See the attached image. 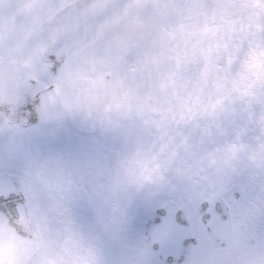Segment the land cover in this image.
Instances as JSON below:
<instances>
[{"label": "flooded vegetation", "instance_id": "flooded-vegetation-1", "mask_svg": "<svg viewBox=\"0 0 264 264\" xmlns=\"http://www.w3.org/2000/svg\"><path fill=\"white\" fill-rule=\"evenodd\" d=\"M47 1L37 7L59 12L50 20L51 15L36 21L22 9L0 7V43L52 45L46 54L52 66L41 78L34 76L29 62L1 58L0 52V150L23 155L25 167L34 164L60 171L53 187L60 190L54 192L57 200L47 194L51 181H38L45 183L39 192L45 209L60 218V244L52 264H112L108 240L143 236L146 216L160 204L144 195V183L128 185L127 180L110 198L109 183H117L129 169L125 146L135 131L139 129L140 135L143 129L129 119L142 120L143 113L155 111L163 87L175 86L176 76L183 72L180 61L193 66L188 59H198L204 45L208 53L210 45L221 44L225 29L237 46L228 58L240 67L248 63L249 85L257 94V84L264 85V78L256 83L258 76L264 77V0H51L50 5ZM82 44H87L85 58L96 62L94 69L75 68V63L58 67L59 61L61 65L70 57L79 58ZM185 73L189 74L187 67ZM50 91L59 100L58 109L45 116ZM173 108L175 115L176 100ZM132 112L137 116H129ZM166 151L157 147L152 156L165 164L161 165L168 183L163 184L188 211L198 237L184 264H264V165L238 183L239 196L234 191L227 194L232 236L220 245L197 214L192 215L198 210L192 192L179 186L183 196L176 195V169L172 165L168 170ZM33 152L49 158L41 163L25 156ZM141 167L136 162L130 170L134 174ZM203 183L207 192L210 185ZM103 187L104 199L99 197ZM204 196L207 200L208 195L201 194L199 202Z\"/></svg>", "mask_w": 264, "mask_h": 264}, {"label": "rangeland", "instance_id": "rangeland-1", "mask_svg": "<svg viewBox=\"0 0 264 264\" xmlns=\"http://www.w3.org/2000/svg\"><path fill=\"white\" fill-rule=\"evenodd\" d=\"M224 20L226 21V18ZM103 25L108 30V24L103 23ZM222 35L230 34L225 29ZM236 48V43L232 40L227 42L224 40L219 45L208 47V53L205 52V45L199 48L197 56L199 58L188 59V62L193 65L187 66L190 75L177 76L184 84L178 91L176 88L179 109L175 110V115L172 114L173 109L171 112L170 105H167V107H161L162 113L157 117L154 114H148L142 120H134L133 124L142 123L139 125L143 129L140 135L139 129L134 130L135 133L130 136L125 146H129L126 157L129 169L126 176L118 175L120 177L117 183H109L112 196L110 192L106 196L113 199L115 192L120 189L119 183H127L126 180L129 182L128 185L133 183L132 181L144 183V195L150 197V202L160 201L163 198V201H166L169 196H172V189L168 187V184H163L168 182L162 183L161 180L160 174H164L161 169L162 161L155 162L152 149L147 142L148 133L153 131L162 138V145L167 148V161H164L170 168L173 165L176 169L173 172V179L177 180V196H183V193L179 192V186H183L192 193L202 189L205 183L201 179L215 182L209 193L217 190L224 192L228 185L242 180L253 170L261 171L264 165V135L262 134L264 133L262 128L264 85L258 83L259 90L257 94H254L249 85L248 63L244 62L240 67L228 58V53L236 51ZM212 49L220 52L214 53ZM219 56L222 58H218ZM262 78L264 77L258 76L256 83ZM217 99L219 108L212 109L211 102L213 104ZM187 112L191 113V117L187 116ZM234 117H237V123L229 121ZM157 122L161 124L159 127ZM226 123L228 127L225 126ZM137 160L141 161V170L132 174L130 168ZM189 162L192 163V167H189ZM10 170L16 172L30 199V209L35 211L39 206L35 200L36 194L32 193V187L36 192L39 186L40 191L41 184L30 183L19 167L10 168ZM195 171H197L196 174ZM32 173L33 181L47 177L50 179L51 175L60 174L59 171L50 169L44 172L40 167L33 168ZM217 181L224 182L221 188L217 185ZM48 184V196L57 200L52 187L56 183ZM44 185L45 183L42 189L45 190ZM104 191L105 188H101L100 194H104ZM59 220V215L54 211L48 212V217L45 214V219L36 218L43 229V224L46 223V230L60 228ZM138 239L139 237H134L133 241L140 243L141 240Z\"/></svg>", "mask_w": 264, "mask_h": 264}, {"label": "water", "instance_id": "water-1", "mask_svg": "<svg viewBox=\"0 0 264 264\" xmlns=\"http://www.w3.org/2000/svg\"><path fill=\"white\" fill-rule=\"evenodd\" d=\"M7 186L6 189H11V190H5L8 193V196L14 195L15 196V201L17 202L20 201V192L19 189L16 188V184L12 183L10 180H8L7 183H5ZM0 194V245H2L3 241L2 239L4 237L7 238L9 242H12V240L18 239L19 232L21 229L24 230L26 229V226L28 225V216L26 214V211H24V208L21 206V204H18L17 209H11L10 204L6 203L2 207V198ZM164 211H160V214L162 215ZM25 218V219H24ZM27 218V219H26ZM154 222V221H153ZM23 226V227H22ZM153 226V225H152ZM152 237L153 232H152ZM177 238V237H176ZM177 243L178 242V239ZM1 247V246H0ZM3 252V251H2ZM3 257H0V261L3 260Z\"/></svg>", "mask_w": 264, "mask_h": 264}, {"label": "bare ground", "instance_id": "bare-ground-1", "mask_svg": "<svg viewBox=\"0 0 264 264\" xmlns=\"http://www.w3.org/2000/svg\"><path fill=\"white\" fill-rule=\"evenodd\" d=\"M154 221L157 223V229L158 231L162 229V226H161V222H160V219L159 218H155ZM161 239L163 240V243H167V244H170V233L169 231L166 229V230H162L161 232H159L157 234V238L155 239L157 242L161 243ZM20 246H22L21 244H19Z\"/></svg>", "mask_w": 264, "mask_h": 264}]
</instances>
